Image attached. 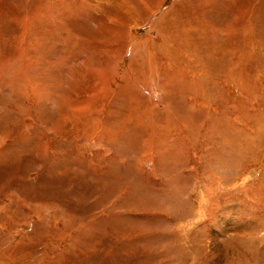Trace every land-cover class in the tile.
I'll list each match as a JSON object with an SVG mask.
<instances>
[{
    "label": "rangeland",
    "instance_id": "obj_1",
    "mask_svg": "<svg viewBox=\"0 0 264 264\" xmlns=\"http://www.w3.org/2000/svg\"><path fill=\"white\" fill-rule=\"evenodd\" d=\"M158 1L0 0V264H264V1Z\"/></svg>",
    "mask_w": 264,
    "mask_h": 264
},
{
    "label": "bare ground",
    "instance_id": "obj_2",
    "mask_svg": "<svg viewBox=\"0 0 264 264\" xmlns=\"http://www.w3.org/2000/svg\"><path fill=\"white\" fill-rule=\"evenodd\" d=\"M162 1L163 0H159L157 3H156V5H155V8L154 9H150V10H148L147 12H146V15H148L147 16V18L148 19H150L151 17V14H153L155 11V9H158V7H160V5H161V3H162ZM196 1H199V0H195V2ZM202 0H200V2H201ZM242 1L243 0H217V5L216 6H218L219 8H221L222 6H228L229 8H232V9H234V10H239V13L240 14H242V15H237L236 17H234L233 18V16H232V21H235V23H227L226 22V24L225 25H227V27H225L226 29H227V32L228 31H230V32H232L233 34H237V30H238V26H239V24H240V26H241V24L243 23L242 22V20L241 19H244V17H245V14H244V8H245V10L247 9V7H243V4H242ZM264 1V0H263ZM126 3V2H125ZM193 2H191V0H176L172 5H171V7L161 16V17H158L157 19H155L154 20V22H153V25L151 26L152 28H151V31L153 30V29H156V30H158V31H160V33H157L158 34V36L161 38V42H160V44L158 45V47H162V48H164V51H163V56L165 57V58H169L170 59V61H171V63H173L174 64V62H178L179 60H181L180 59V55L182 54V53H184V52H186L188 55H189V53H192V54H194L195 55V57H196V59H198V61H201V62H203L204 61V58H202L203 56H204V54H205V51H204V53L202 54H199V51L197 52L198 53V55L196 56V54H195V46L194 45H190V46H186L187 44H183V43H181L182 41H185V42H188V43H192V35H191V32H192V28H190V27H187L188 26V24H189V21H188V19H186V20H184V21H180L179 22V19H178V21L177 22H172L170 25H171V27H169V26H167L166 27V29H170L171 31H170V33H169V35L166 37V39H165V28L162 30V29H160V27L162 28L163 27V24H162V22L174 11V12H180V11H183L182 13L180 12V14L178 15V16H181L180 17V19H182V16H183V18H184V16H187V15H190L191 14V11H192V8H193V5H191V6H189L188 4H192ZM122 4H124V3H122ZM246 4V3H245ZM125 5V4H124ZM126 6V5H125ZM130 6V5H129ZM199 6V5H198ZM261 6V5H260ZM118 7V9L119 8H122V7H119V6H116V8ZM129 11V10H128ZM111 12V11H110ZM118 12H120V10H118ZM199 13H200V11H198ZM229 12V11H228ZM108 13V12H107ZM127 14H129L130 12H126ZM151 13V14H150ZM121 14H124V11L123 12H121ZM252 14V13H251ZM118 15H120V13L118 14ZM223 15H224V13H223ZM220 16V15H219ZM222 16V15H221ZM123 17H124V15H123ZM241 17V18H240ZM253 17V16H252ZM109 18V17H108ZM225 18H226V16H225ZM254 18V17H253ZM252 18V19H253ZM120 19V18H119ZM251 19V20H252ZM258 19V18H257ZM111 20H113V19H111ZM136 20V19H135ZM137 21V20H136ZM259 21V20H258ZM250 22V21H249ZM254 22H255V20H254ZM238 23V24H237ZM255 24H257V23H255ZM261 24V23H260ZM203 25V27H204V29H206V27H208L207 25H205V24H202ZM220 25H222V24H220ZM238 25V26H237ZM252 25V24H251ZM235 26H237V28L235 27ZM250 26V25H249ZM235 27V28H234ZM248 27V26H247ZM255 28H257L256 26H255ZM130 29V28H129ZM251 29H253V28H251ZM222 31V30H221ZM255 31V30H254ZM252 32V31H251ZM256 32H257V29H256ZM150 33V32H149ZM225 33V32H224ZM243 33V32H242ZM254 33V32H253ZM207 35V34H206ZM253 37V36H252ZM256 38H257V36H255ZM202 38V37H201ZM207 38V37H206ZM209 38V37H208ZM208 38H207V40H208ZM250 38H251V36H250ZM179 39V42H177V40ZM128 40V39H127ZM258 41V40H257ZM206 42V41H205ZM250 42H251V39H250ZM253 42V41H252ZM256 42V41H255ZM218 43V42H217ZM233 43H234V41H233ZM240 43V42H239ZM248 43V42H247ZM258 43V42H257ZM130 44V40H129V42H127V46L126 47H128V45ZM142 45L144 46V42H142L141 44H138V46H136V47H133V50H132V52H133V54H132V58H131V60H130V62H129V64H128V66H130V65H133V63L134 62H136V61H139V60H137V58L139 59V58H142V57H140L141 55H142ZM226 45H228V44H226ZM230 45V44H229ZM228 45V46H229ZM236 45V44H235ZM250 45H251V43H250ZM257 45V44H256ZM247 46H249V45H247ZM254 47V46H253ZM208 48H209V46H208ZM234 48V47H233ZM126 49V48H125ZM124 49V50H125ZM207 49V48H206ZM253 49V48H252ZM255 49H256V47H255ZM255 49H253V50H255ZM201 50V49H200ZM204 50V49H203ZM208 50H212V49H208ZM229 50V49H228ZM230 50H233V49H231L230 48ZM259 50V49H258ZM207 51V50H206ZM223 51V50H222ZM250 51V50H249ZM202 52V51H201ZM229 52V51H228ZM254 52V51H253ZM208 53V52H207ZM210 54H214V53H210ZM131 57V56H130ZM194 57V58H195ZM244 57V56H243ZM210 58V57H209ZM235 59V58H234ZM237 59V58H236ZM223 61V60H222ZM200 63V62H199ZM235 64V63H234ZM170 65V64H169ZM168 65V66H169ZM225 65V64H224ZM241 65V64H240ZM229 66V64L226 66V68ZM166 67V66H165ZM221 67V66H220ZM234 67H239L238 66V64L236 63L235 65H234ZM222 68V67H221ZM224 68V67H223ZM23 69V68H22ZM170 69V68H169ZM233 70V69H232ZM236 70V69H235ZM163 72V71H162ZM174 73V72H173ZM229 73V72H228ZM161 74V73H160ZM231 74H232V72H231ZM238 74V73H237ZM168 75V74H167ZM162 76V75H161ZM166 76V75H165ZM232 76V75H231ZM237 76V75H236ZM175 76L174 75H169V76H167V78L166 77H164L163 76V78L161 79V84H162V82L164 83L163 85H161L160 83H159V85L158 86H162L161 87V89H163V92H165V87H167V86H165L166 84H168L167 82H173V81H176V79L174 78ZM164 78H166L165 79V81H164ZM179 81V83L181 82L180 80H178ZM190 83V82H189ZM203 83V82H202ZM181 84V83H180ZM198 84V83H197ZM205 89H206V87H205ZM159 91L161 92V90L159 89ZM166 94V93H165ZM10 95V94H9ZM95 98L94 97H92L91 96V98H90V102H92L93 100H94ZM165 99V98H164ZM25 100V99H24ZM145 101L146 102H148V103H151L152 104V102H150L149 100H146L145 99ZM161 105H162V103H161ZM86 109V108H85ZM84 108L82 109V110H85ZM76 110V109H75ZM81 110V111H82ZM87 110H88V108H87ZM86 110V111H87ZM144 110V109H143ZM151 110V111H150ZM150 112H153V110L150 108L148 111H146L144 114L146 115V114H148L147 115V117H149V115H150ZM75 113V112H74ZM84 113V112H83ZM87 113V112H86ZM85 113V114H86ZM90 113V112H89ZM77 114V113H76ZM97 114V113H96ZM69 115V114H68ZM79 115V114H78ZM81 115V114H80ZM87 115H89V114H87ZM190 115H191V113H190ZM75 117H76V115H74ZM143 116V115H142ZM74 117V118H75ZM78 117V116H77ZM82 117V116H81ZM90 117H91V115H90ZM85 118H87L86 116H85ZM81 119V118H80ZM45 120V119H44ZM96 120H98V119H96ZM89 122V121H88ZM204 122V121H203ZM84 123V122H83ZM94 123V122H93ZM96 123V122H95ZM87 124V123H86ZM90 124H91V122H90ZM98 124V123H97ZM83 125V124H82ZM87 125H89V124H87ZM89 126H92V124L91 125H89ZM143 126V125H142ZM139 127V126H138ZM148 127V126H147ZM85 128V127H84ZM89 128V127H88ZM98 128V127H97ZM139 129V128H138ZM87 130V129H86ZM100 130V129H99ZM55 131V130H54ZM107 131V130H106ZM88 132V131H87ZM108 132V131H107ZM101 133V132H100ZM43 134V133H42ZM87 134V133H86ZM153 134V133H152ZM151 134V135H152ZM89 135V134H88ZM106 135H108V134H106ZM149 135V134H148ZM90 136V135H89ZM104 136V135H103ZM31 137V136H30ZM87 137V136H86ZM146 137V136H145ZM149 137V136H148ZM88 138V137H87ZM120 138V137H119ZM45 139H47V138H45ZM140 139V138H139ZM147 139V138H146ZM145 139V140H146ZM144 140V141H145ZM227 140V139H226ZM7 141V139L5 138V139H2L1 140V143L2 142H6ZM120 141V140H119ZM118 141V142H119ZM121 141L123 142V139H121ZM128 142V146H129V152H130V154H132V153H136L137 152V149H138V151H139V153L141 154L142 152L144 153L145 152V154L146 155H149L150 157H152V153H151V149H150V146H149V143H146L145 142V144H140L138 141H135V145L137 146V147H135L134 149L133 148H130V142H129V140H127ZM237 141V140H236ZM50 142V141H49ZM7 143V142H6ZM121 143V142H120ZM119 144V143H118ZM222 144V143H221ZM237 144V143H236ZM1 145V144H0ZM32 145H34V144H32ZM122 145V144H121ZM135 145H133V146H135ZM2 146V145H1ZM132 146V147H133ZM149 146V147H148ZM123 147V146H122ZM39 151H41V150H39ZM46 155V154H45ZM154 160V159H153ZM221 166V165H220ZM223 169V168H222ZM80 171H82V170H80ZM79 171V172H80ZM0 191H1V187H0ZM160 200V199H159ZM4 202V201H3ZM169 204H171V203H169ZM178 205H181V204H178ZM170 207V206H169ZM173 208V207H172ZM178 209V208H177ZM172 210H174V209H172ZM181 211H183V210H181ZM184 212V211H183ZM177 213V212H176ZM180 217V216H179ZM184 217H186V216H184ZM186 219V218H185ZM246 227H248V226H246ZM234 229V228H233ZM239 229V226H238V228L237 227H235V231H237L238 233H240V231L238 230ZM42 231V230H41ZM241 234V233H240ZM4 241V240H3ZM6 244H7V242H6ZM10 257V256H9ZM7 258V259H10V258Z\"/></svg>",
    "mask_w": 264,
    "mask_h": 264
}]
</instances>
